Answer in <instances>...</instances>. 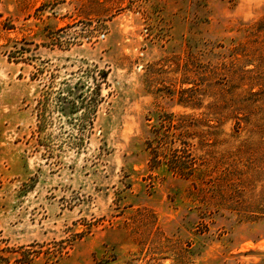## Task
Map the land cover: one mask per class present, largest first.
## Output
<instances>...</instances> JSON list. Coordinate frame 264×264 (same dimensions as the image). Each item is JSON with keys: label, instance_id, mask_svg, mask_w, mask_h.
I'll list each match as a JSON object with an SVG mask.
<instances>
[{"label": "rangeland", "instance_id": "374dc122", "mask_svg": "<svg viewBox=\"0 0 264 264\" xmlns=\"http://www.w3.org/2000/svg\"><path fill=\"white\" fill-rule=\"evenodd\" d=\"M0 264H264V0H0Z\"/></svg>", "mask_w": 264, "mask_h": 264}, {"label": "trees", "instance_id": "16d2710c", "mask_svg": "<svg viewBox=\"0 0 264 264\" xmlns=\"http://www.w3.org/2000/svg\"><path fill=\"white\" fill-rule=\"evenodd\" d=\"M153 152H156V149H154ZM154 160H155V159H154Z\"/></svg>", "mask_w": 264, "mask_h": 264}]
</instances>
